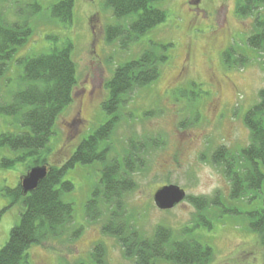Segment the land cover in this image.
Returning <instances> with one entry per match:
<instances>
[{
  "label": "rangeland",
  "instance_id": "1",
  "mask_svg": "<svg viewBox=\"0 0 264 264\" xmlns=\"http://www.w3.org/2000/svg\"><path fill=\"white\" fill-rule=\"evenodd\" d=\"M22 1L15 0L11 5L0 0V12L7 22L21 18L28 5L40 6L29 19L31 34L17 47L0 79V105L10 103L11 96L22 88L19 62L23 58L52 52L67 39L73 44L77 84L73 102L58 116L55 134L49 140V163L66 162L80 140L106 121L101 105L107 98L106 82L114 70L137 58L151 47V42L167 44L169 61L161 66L158 79L128 96L108 140L111 151L119 154L128 147L130 138L136 142L158 141L148 144L142 154L143 169L133 175L134 188L122 196V213L143 237H152L155 227L163 225L178 239L208 244L214 255L207 264H264L263 247L249 229L246 214L263 204L264 181L250 206L245 205L246 200L231 201L230 183L222 169L210 161L218 147L238 152L249 143L243 116L264 88V52L246 45L254 18L239 17L236 0H162L154 6L166 12L165 22L122 48L120 40H106V28L124 25L128 20L115 18L104 0H74L70 24L50 18L51 6L59 0ZM260 12L264 14V8ZM228 50H232L230 65L223 55ZM78 111L83 121L73 126ZM21 130L19 121L0 112V132ZM15 155L8 148H0V161ZM26 165L21 161L9 167L0 165V247L8 241L23 210L20 202L10 203L4 190L15 188L27 175ZM100 171L99 163H77L67 169L63 180H69L73 189L62 198L73 205L74 222L56 240L32 245L27 251L29 264L90 263V253L99 243L105 247V264H132L116 239L103 234L108 207L99 205L103 214L97 220L85 218V203ZM167 184L184 189L186 197L211 200L218 196L225 207H237L240 213L221 215L218 209L210 208L199 216L186 198L173 209H158L153 194ZM204 216L212 218V228H194L195 223H203ZM81 227L80 234L73 237ZM155 264L169 263L158 260Z\"/></svg>",
  "mask_w": 264,
  "mask_h": 264
},
{
  "label": "trees",
  "instance_id": "2",
  "mask_svg": "<svg viewBox=\"0 0 264 264\" xmlns=\"http://www.w3.org/2000/svg\"><path fill=\"white\" fill-rule=\"evenodd\" d=\"M1 1L11 2V5L15 2ZM158 1L162 0H104L115 18L128 20L124 25L107 26L106 40H120L121 47L125 48L128 43L164 23L166 12L154 6ZM26 7L29 9L21 18L14 17L12 22H7L0 12V79L7 72L17 47L32 32L29 24L31 13L40 9L38 4ZM73 8L74 0H59L51 6L50 18L70 24ZM262 8L264 0H236V14L254 18L253 32L247 37L246 45L260 53L264 52ZM72 47L67 39L61 48L52 52L23 58L19 62L22 66V88L15 91L10 103L0 105V112L15 118L22 127L19 132H0V148L16 153L13 158L3 157L0 165L9 167L21 161L27 164V171L35 166H46L48 170L32 191L23 193L21 181L13 189L5 188L4 194L11 198L10 203L20 202L23 210L19 222L10 230L8 241L0 247V264H29L27 251L32 245H46L50 240H56L65 233L67 226L73 224V205L62 198L64 193L73 189V184L63 180V175L77 163L100 164V176L85 203V218L97 220L103 214L99 205L108 207L109 217L102 225L103 234L116 239L124 257L132 264H155L158 260L169 264H207L214 255L208 244L195 239H178L171 228L163 225L155 227L152 237H143L122 213V196L134 188L133 175L143 169L142 154L148 149V144L158 141L145 139L136 142L130 138L123 154L113 153L108 143L128 96L155 82L161 66L169 61L167 44L151 42V47L137 58L114 70L106 82L107 98L101 105L107 114L106 121L80 140L66 162L54 165L49 163V140L55 134L58 116L73 102V90L77 84ZM231 52L228 50L223 54L229 65ZM180 91L184 94L183 89ZM257 97V102L243 116V123L249 131V143L238 152L218 147L210 159L222 169L230 183L229 199L246 200V206H250L254 195L260 193L264 181V88L258 91ZM185 198L196 207L199 216L210 208L218 209L221 215L240 213L237 207H225L218 196L211 200L205 197ZM250 209L246 213L248 227L257 234L264 252V204ZM207 218L204 216L203 223H195L194 228L204 226L211 229L212 218ZM81 230L82 227L72 236H78ZM104 256L105 247L99 243L90 253V263L77 261L75 264H105Z\"/></svg>",
  "mask_w": 264,
  "mask_h": 264
},
{
  "label": "water",
  "instance_id": "3",
  "mask_svg": "<svg viewBox=\"0 0 264 264\" xmlns=\"http://www.w3.org/2000/svg\"><path fill=\"white\" fill-rule=\"evenodd\" d=\"M46 166L32 167L26 176L21 179L20 185L23 193H27L36 188L40 180L47 174ZM186 197L184 189L175 184H167L158 188L153 194V202L158 209H173ZM264 204V201H263Z\"/></svg>",
  "mask_w": 264,
  "mask_h": 264
},
{
  "label": "flooded vegetation",
  "instance_id": "4",
  "mask_svg": "<svg viewBox=\"0 0 264 264\" xmlns=\"http://www.w3.org/2000/svg\"><path fill=\"white\" fill-rule=\"evenodd\" d=\"M199 0H192L191 2H198ZM77 117L75 118V120L72 122V125H77L79 123H81V121H83V119L80 117V111L77 112ZM179 205V204H178ZM176 207V206H175Z\"/></svg>",
  "mask_w": 264,
  "mask_h": 264
}]
</instances>
